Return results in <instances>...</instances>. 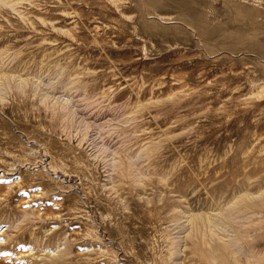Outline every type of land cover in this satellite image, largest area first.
Segmentation results:
<instances>
[{"label":"rangeland","instance_id":"374dc122","mask_svg":"<svg viewBox=\"0 0 264 264\" xmlns=\"http://www.w3.org/2000/svg\"><path fill=\"white\" fill-rule=\"evenodd\" d=\"M9 1L0 264H264V0Z\"/></svg>","mask_w":264,"mask_h":264},{"label":"bare ground","instance_id":"6f19581e","mask_svg":"<svg viewBox=\"0 0 264 264\" xmlns=\"http://www.w3.org/2000/svg\"><path fill=\"white\" fill-rule=\"evenodd\" d=\"M0 1H9V0H0ZM9 2H12V1H9ZM9 2H7L8 4H9ZM20 85V84H19ZM20 89V88H19ZM68 91V90H67ZM71 90H69V92H70ZM67 93V92H66ZM100 150V149H99Z\"/></svg>","mask_w":264,"mask_h":264}]
</instances>
